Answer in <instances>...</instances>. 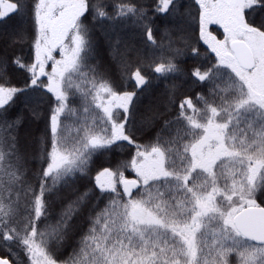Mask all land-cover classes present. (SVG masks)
Wrapping results in <instances>:
<instances>
[{
    "label": "snow or ice",
    "instance_id": "obj_1",
    "mask_svg": "<svg viewBox=\"0 0 264 264\" xmlns=\"http://www.w3.org/2000/svg\"><path fill=\"white\" fill-rule=\"evenodd\" d=\"M0 264H264V0H0Z\"/></svg>",
    "mask_w": 264,
    "mask_h": 264
},
{
    "label": "trees",
    "instance_id": "obj_2",
    "mask_svg": "<svg viewBox=\"0 0 264 264\" xmlns=\"http://www.w3.org/2000/svg\"><path fill=\"white\" fill-rule=\"evenodd\" d=\"M212 31H213L214 33H216V34H219V32H221L220 29H219L217 26H212ZM24 52H25V54H27V48H25ZM168 83H171V79L168 81ZM163 84H164V82L162 81V82L160 83V89L163 88ZM197 90H198V89H197Z\"/></svg>",
    "mask_w": 264,
    "mask_h": 264
},
{
    "label": "rangeland",
    "instance_id": "obj_3",
    "mask_svg": "<svg viewBox=\"0 0 264 264\" xmlns=\"http://www.w3.org/2000/svg\"><path fill=\"white\" fill-rule=\"evenodd\" d=\"M218 27V26H217ZM219 28V27H218ZM220 31L222 32V29H220Z\"/></svg>",
    "mask_w": 264,
    "mask_h": 264
}]
</instances>
